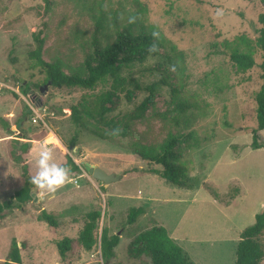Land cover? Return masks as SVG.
<instances>
[{
  "label": "rangeland",
  "instance_id": "rangeland-1",
  "mask_svg": "<svg viewBox=\"0 0 264 264\" xmlns=\"http://www.w3.org/2000/svg\"><path fill=\"white\" fill-rule=\"evenodd\" d=\"M261 13V0H0V203L14 198L36 173L35 142L53 147L58 163L66 164V151L81 168L55 193L34 186L38 204L33 197L0 221V264L9 262L14 240L21 262L9 264H153L146 255L133 257L129 247L154 225L165 226L196 264H236L242 230L264 210V147L252 146L256 97L263 83L262 52L256 45ZM131 16L136 17L133 24L128 23ZM97 17L113 40L117 22L164 39L159 54L123 67V75L143 86L166 81L145 116L130 122L127 136L90 134L73 122L71 109L109 91L104 103L108 115L120 117L147 92L130 84L122 91L110 84L93 90L58 88L29 57L37 47L34 33H41L46 61L61 60L66 72L82 69L86 76L83 67L94 52ZM233 49L251 52L254 67L240 71L226 54ZM180 102L191 107L181 113L176 108ZM22 119L24 129L16 125ZM84 120L94 125L88 117ZM170 133L181 136L177 151L193 188L150 172L162 166L148 164L134 150L157 146ZM259 140L264 141V129ZM26 143L28 151L21 147ZM86 163L118 179L105 186ZM136 207L144 212L130 224V210ZM43 208L57 226L39 219ZM92 209L102 210L101 228L121 237L114 257L105 262L99 247L87 251L77 243L62 257L58 241L77 238Z\"/></svg>",
  "mask_w": 264,
  "mask_h": 264
},
{
  "label": "trees",
  "instance_id": "trees-1",
  "mask_svg": "<svg viewBox=\"0 0 264 264\" xmlns=\"http://www.w3.org/2000/svg\"><path fill=\"white\" fill-rule=\"evenodd\" d=\"M261 1L264 3V0ZM49 4L50 2H48L46 10L49 8ZM259 22L261 26L258 28L256 45L262 52V61L259 66L262 70L263 83L256 97L257 128L253 130L252 142V146L255 149L264 147V141L260 142L259 140V131L264 129V13L259 15ZM96 24L92 41L94 52L86 59L83 67L88 72L86 76L83 75L82 69L72 73L66 72L64 63L61 60L46 61L43 58L45 38L42 37L41 33H34L37 47L29 53V57L33 61V67L39 68L46 75V81L58 88L69 87L93 90L100 84H110L112 90L122 91L127 84H130L147 92L148 96L133 111L127 112L120 117H109L108 115L110 109L104 103L109 99V91H103L94 100L85 101L81 107L75 105L71 109L73 122L83 127L90 134L106 139L112 137L106 134L108 130L120 127L121 133L119 136H127L130 130V122L145 116L151 99L160 90L161 86L165 85L166 81H154L149 85L143 86L138 81L123 75V67H130L136 62H143L149 57L159 54L158 51L149 53L147 49L153 43H157L159 49L164 45V39L159 37L158 40H155L152 36L153 32H149L146 29L135 33L131 26L124 25L121 27L120 23L117 22L115 23V39L113 40V35L103 32L105 26L101 17L96 18ZM103 39L106 41L105 45L102 44ZM226 54L240 71H246L256 64L251 52L233 49ZM120 61H123V64H119ZM25 93H27V90H25ZM189 107L191 105H188L187 102H180L176 108L183 113ZM27 112L33 113L29 106H27ZM85 116L93 120V126L86 124ZM175 119L179 121L177 116H175ZM23 120L16 124L22 129H24L21 125ZM24 131L28 132L29 129L27 128ZM17 138L19 139L20 137L17 136ZM180 138V135L170 133L157 146L138 145L135 146L134 150L148 164L156 163L162 166V169L151 168L150 172L159 174L170 184L193 188L194 182L189 174L188 167L180 163V155L177 151ZM72 144L75 145V139ZM21 147L24 151H28L27 143ZM63 152L66 156L65 165L71 166L72 173L81 172L80 166L73 161L66 151ZM15 158L22 162L21 155H16ZM33 187L31 180L28 179L26 185L17 191L14 198L0 203V221L5 220L14 208L22 207L24 203L32 200ZM143 212L144 209L142 207L132 208L129 213L128 223H135ZM101 217L102 210H90L86 214V221L77 238L65 237L58 241V250L62 257H66L67 252L71 250L74 243L80 244L87 251L99 247L105 262L110 261L114 257L116 246L119 244L121 237L118 234H110L107 228H101ZM39 219L46 221L51 226H57L55 217L46 209L41 211ZM18 244L14 240L7 264L10 261L21 262ZM129 251L133 257L148 256L153 264H196L188 252L171 237L168 229L163 225H154L137 235L130 243ZM236 254V264H262L264 260V210L256 214L253 224L242 230Z\"/></svg>",
  "mask_w": 264,
  "mask_h": 264
},
{
  "label": "clouds",
  "instance_id": "clouds-1",
  "mask_svg": "<svg viewBox=\"0 0 264 264\" xmlns=\"http://www.w3.org/2000/svg\"><path fill=\"white\" fill-rule=\"evenodd\" d=\"M218 10V14H219ZM136 22V17L131 16L128 19L129 24ZM152 36L155 40L159 39V33L153 32ZM147 51L153 53L158 51V44H151ZM171 71H175V66L170 67ZM34 111H36L34 109ZM38 114V113H37ZM121 133L120 127H115L107 131V135L119 136ZM57 142L58 138H57ZM38 145V158L36 160V173L31 177V184L36 189L42 192L55 193L59 189L65 187L72 181L71 168L56 161L53 147L43 141L35 142Z\"/></svg>",
  "mask_w": 264,
  "mask_h": 264
},
{
  "label": "water",
  "instance_id": "water-1",
  "mask_svg": "<svg viewBox=\"0 0 264 264\" xmlns=\"http://www.w3.org/2000/svg\"><path fill=\"white\" fill-rule=\"evenodd\" d=\"M43 90L44 87H41V91ZM85 167L94 178L103 181L105 186H107L111 181H115L118 179L115 173H108L105 169L95 164L86 163ZM32 197H34V201L38 204V197L34 192H32Z\"/></svg>",
  "mask_w": 264,
  "mask_h": 264
},
{
  "label": "crops",
  "instance_id": "crops-1",
  "mask_svg": "<svg viewBox=\"0 0 264 264\" xmlns=\"http://www.w3.org/2000/svg\"><path fill=\"white\" fill-rule=\"evenodd\" d=\"M45 208H43L42 210H44Z\"/></svg>",
  "mask_w": 264,
  "mask_h": 264
}]
</instances>
